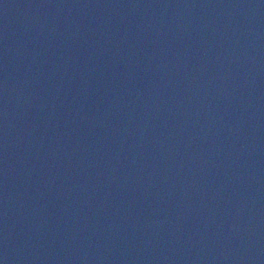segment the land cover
<instances>
[{
  "label": "water",
  "instance_id": "1",
  "mask_svg": "<svg viewBox=\"0 0 264 264\" xmlns=\"http://www.w3.org/2000/svg\"><path fill=\"white\" fill-rule=\"evenodd\" d=\"M0 264H264V0H0Z\"/></svg>",
  "mask_w": 264,
  "mask_h": 264
}]
</instances>
